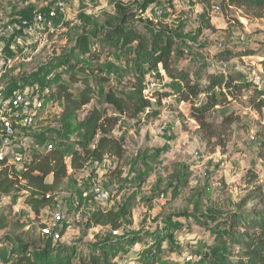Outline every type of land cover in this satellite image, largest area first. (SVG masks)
Here are the masks:
<instances>
[{"label":"rangeland","instance_id":"rangeland-1","mask_svg":"<svg viewBox=\"0 0 264 264\" xmlns=\"http://www.w3.org/2000/svg\"><path fill=\"white\" fill-rule=\"evenodd\" d=\"M134 1L0 0V22L9 25L21 20L32 22L37 14H46L58 2L66 7L65 15L59 14L51 26L38 25L37 36L25 39L33 59L28 63L17 61L0 79V105L7 103L14 92L31 94L36 89L58 87V80L70 82L69 74L62 69H80L78 64L75 66L74 57L81 55L74 49L78 38L95 27L85 24L82 15L95 19L100 28L98 36L103 37L101 26H106L109 17L116 16L117 3L136 9ZM205 9L200 0H162L134 23L146 37L147 25L170 33L176 43L172 66L189 72L193 80L205 84L208 73L219 71L264 90V16L254 18L236 7L223 9L220 1L210 4L207 17L202 15ZM14 39L15 36L6 37L8 50ZM42 41L47 42L41 47ZM92 43V50L96 48L99 56L93 60L86 56L84 60H90L96 69L86 70V74L98 93L87 110L104 105L103 92L110 88L122 90L134 71L131 55H119L118 50L101 40L99 46L96 39ZM15 49L21 51L20 47ZM228 51L237 56H220ZM249 52L253 56L245 55ZM70 54L74 57L66 67L62 66ZM161 76L162 79L155 74L151 77V82L157 83L152 105L161 114L148 119L141 116L140 122L124 118L116 131L127 149L119 161V171L113 173L117 165L113 159L106 170L92 165L87 173L73 175L40 215L27 203L25 192L4 198L0 215L9 218L8 227L0 231V264H6L5 255L12 250L8 239H19L40 249L46 243L63 244L85 253L91 246H99L96 251L104 253L102 245L106 250L114 245L124 257L138 263L147 251L145 244H154L158 238L168 240L162 244V251L172 248L173 254L163 253L157 262L163 259L176 264L174 261L185 259L184 255L198 254L207 256L205 264H221L229 252L237 255L239 248L229 246L226 225L220 223L232 213L264 211V110L254 108V87L242 90L237 101L225 100L216 90L217 106L205 114V119L197 121L191 114L190 103L180 102L170 89L171 80L162 72ZM82 87V83L74 84L71 91L78 95ZM4 89L8 92L4 93ZM205 101L206 96L201 95L194 103ZM45 103L34 125L17 134L11 150L13 156L23 155L32 147L44 150L59 145L62 139H69V151L75 147L72 140L77 137L67 138L61 131L62 104L52 98V92ZM85 115L86 111L79 114L80 118ZM96 185L111 193L109 200L96 199ZM59 206L64 208L66 220L56 232L60 235L56 239L53 231L47 234L45 230L51 226ZM98 210L118 212L122 222L117 229L120 236L113 234L111 222H94L92 217ZM209 215L215 220L209 219ZM100 257V264H104V256ZM114 260L108 256L109 263ZM145 260L140 263L148 264Z\"/></svg>","mask_w":264,"mask_h":264},{"label":"trees","instance_id":"trees-1","mask_svg":"<svg viewBox=\"0 0 264 264\" xmlns=\"http://www.w3.org/2000/svg\"><path fill=\"white\" fill-rule=\"evenodd\" d=\"M160 1L162 0H135L136 9H127L123 4L117 3L116 16L109 17L106 26H101L103 37L98 36L100 28L95 19L82 15L85 24L95 25V27L92 32H84L78 38L74 50H77L81 56L74 57L70 54L61 63L66 67L69 60L74 57L75 66L78 64L80 69L74 66L62 69L63 72L69 74L70 82L58 80V87L47 88L52 92V98L62 104L61 131L67 138L73 135L77 137L72 140L75 147L68 150L69 139H62L59 145H50L44 150L32 147L28 152L27 160L20 169L15 165H9L7 159L0 162V206L3 205V200L7 195L14 192L15 194L25 192L27 203L36 215H40L56 200L61 187L73 175L86 171L89 165L95 168L99 166L106 170L107 165L116 159L117 165L113 167V173L119 171V161L127 152L125 140L116 134L122 120L128 118L140 122L141 116L146 115L148 119L161 114L160 109L152 105V100L157 96L155 88H151V77L154 74L162 79V72L171 80L170 89L176 93L180 102L190 103L191 114L197 121L205 119V114L217 106L219 100L216 90H219V95L225 100L232 98L237 101L242 90L254 87L256 92L254 108L259 111L264 110V90L255 84L242 82L230 74H223L219 71L208 73V81L201 84L193 80L189 72L174 69L172 58L176 54L174 52L176 43L171 34L147 25L146 30L149 37H146L137 30L134 23L136 18L146 14L148 9ZM213 1H220L222 8L226 10L236 7L245 10L248 16L254 18L264 16V0H200V3L206 6L202 14L204 17L208 16L206 10ZM93 39L97 40L98 46L101 40L104 44L114 47L119 55H131L129 60L134 65V71L122 90L118 92L110 88L103 92L104 105L92 106L87 110L98 93L96 87L89 83L90 77L86 74V70L93 72L96 70L90 60L99 56L97 55L98 50L91 48L95 44L92 43ZM245 55L253 56V53L249 52ZM86 56L90 60L85 61ZM220 56L232 58L237 55L228 51ZM78 83H82L83 87L78 95H75L71 88L72 85ZM154 83L157 85L156 82ZM201 95L206 96V101L196 105L194 101ZM160 102L161 98L158 105ZM84 111L86 115L80 118L79 114ZM261 156L263 157L264 154L262 153ZM181 216L183 215L179 217ZM209 217L215 220L213 215ZM8 218L9 215H0V231L8 227ZM92 219L98 224L111 222L115 231H119L117 229L122 227L121 217L117 211L98 210ZM220 224L226 225L225 236L230 241L229 246L235 245L239 248L237 255L233 256V253L229 252V257L221 264H264V211L232 213L230 217H224ZM154 236H151V240ZM169 239L171 241L172 236ZM8 240L12 243V250L5 255L6 264H100L101 254L104 256V264H120L125 258L121 251L115 249L114 245L108 250L105 245H102L100 248L104 253L100 249L96 251L99 246H91L88 248L89 252L85 253L76 247L63 244L46 243L40 249L19 239ZM163 243H168V240L158 238L154 244H145L147 251L143 257H139V264L146 258L145 262L147 261L148 264H168L163 259L157 262L161 254L166 252L173 254L172 248L162 251ZM109 255L115 258L114 262H108ZM206 257L204 256L200 262H187L186 259H178L174 262L176 264H205Z\"/></svg>","mask_w":264,"mask_h":264},{"label":"built area","instance_id":"built-area-1","mask_svg":"<svg viewBox=\"0 0 264 264\" xmlns=\"http://www.w3.org/2000/svg\"><path fill=\"white\" fill-rule=\"evenodd\" d=\"M219 9V8H218ZM66 7L63 2H58L55 6L49 9L46 14L40 13L35 16V19L30 22L28 20H21L18 24H6L0 22V78L7 72L13 69L17 61L30 62L33 59L31 49L28 47L27 38H33L38 34V25L51 26L52 21L57 18L59 14L65 15ZM15 36L11 45V50L6 46V37ZM47 41H42L41 47ZM16 47H20L21 51L16 52ZM155 83L151 84V88H155ZM8 92L4 89V93ZM50 93L49 89L40 91L34 90L31 94L26 92H14L7 103L0 105V162L8 160L9 165H23L27 160L28 152L25 154L12 155L11 150L14 140L18 139L17 134L21 131L29 130L36 120V116L45 109V101ZM2 94L0 93V97ZM1 100V99H0ZM50 147V146H49ZM27 149V147H26ZM25 149V150H26ZM20 168V167H19ZM93 194L97 200H109L111 193L103 189L102 185H96L93 188ZM66 220V213L64 208L59 206L53 215L51 226L45 230L49 234L51 231L55 233V238L59 239L60 235L58 229L64 224ZM115 236L120 235V231H113ZM187 262H200L203 260L202 255L195 254V257L185 255ZM120 264H139L131 258L125 257Z\"/></svg>","mask_w":264,"mask_h":264},{"label":"crops","instance_id":"crops-1","mask_svg":"<svg viewBox=\"0 0 264 264\" xmlns=\"http://www.w3.org/2000/svg\"><path fill=\"white\" fill-rule=\"evenodd\" d=\"M96 165V164H95ZM92 165H89L88 167H87V170L86 171H84L83 173H87L90 169H92V167H91Z\"/></svg>","mask_w":264,"mask_h":264}]
</instances>
